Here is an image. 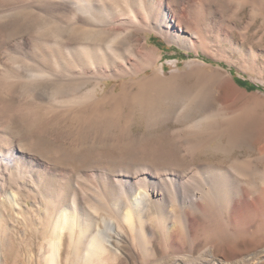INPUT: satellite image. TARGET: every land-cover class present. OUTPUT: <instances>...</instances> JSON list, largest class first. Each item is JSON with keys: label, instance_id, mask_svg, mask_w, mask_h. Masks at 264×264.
<instances>
[{"label": "rangeland", "instance_id": "1", "mask_svg": "<svg viewBox=\"0 0 264 264\" xmlns=\"http://www.w3.org/2000/svg\"><path fill=\"white\" fill-rule=\"evenodd\" d=\"M168 3L169 0H164L165 8L169 7ZM176 5L188 21V27L184 22L178 26L171 14L172 34H167L163 26L143 35L148 39L147 46L156 49L158 66L164 65L165 86L181 88L178 94L186 97L185 100L175 97L169 104L163 102L164 107L174 108L173 112H178L176 117L181 116V120L174 117L150 126L141 111L130 113L126 107L120 122L125 137L114 127L109 128L113 134L110 140L73 146L67 139L43 137L21 116H11L12 102L4 100L1 128L9 132L21 150L36 155L42 163L41 167L34 168L32 176L23 180L28 187L19 191V205H12L13 209L10 205L0 221V264H51V243L56 238L60 243L56 264H184L183 261L264 264V214L233 222L236 214L232 213L234 198L240 202L264 194V153L260 151L264 135H259L254 142L249 138L264 130V0H177ZM148 72L152 73V69ZM236 77L261 88L250 90L239 84ZM126 80L110 77L104 80L103 86L106 90L120 91ZM196 92L200 93L197 101L207 95L203 108H192L190 117L183 119L189 110L187 97ZM205 116H210L207 126L212 124L216 133L191 130L189 125ZM243 121L253 123L252 128L244 130L240 143L230 145L232 127ZM200 142L204 143L197 144ZM9 143L4 145L7 147ZM219 143L229 146L228 149L218 150ZM36 146L39 150L33 149ZM199 165H216L229 171L238 181L237 191L232 189L220 201L209 199L204 203L205 210H192L197 228L195 235L187 229L180 234L179 241L184 248L175 251L165 248L168 243L157 228L150 230L151 249L146 253L134 244L128 226L120 224L123 228L115 227L117 232L112 233L113 246H108V252L88 258L82 249L75 248L80 236L78 229L73 236L70 227H66L64 234L58 236L53 200H60L63 207H68L77 192L85 217L84 213L90 212V194L95 191L104 194L109 204L116 202L114 189L118 175L135 181L137 175L148 174L143 170L145 166L163 176L182 177ZM65 171L69 176L62 178L61 172ZM146 204L151 222L154 217L158 221L163 204L159 196L151 192ZM174 206L182 215V205L175 203ZM169 214L175 221L174 211ZM96 216L97 221L104 216L110 218L105 211Z\"/></svg>", "mask_w": 264, "mask_h": 264}, {"label": "bare ground", "instance_id": "2", "mask_svg": "<svg viewBox=\"0 0 264 264\" xmlns=\"http://www.w3.org/2000/svg\"><path fill=\"white\" fill-rule=\"evenodd\" d=\"M175 3L177 0H169V7L165 8L164 0H0V112L7 99L13 105L8 110L11 116H21L43 137L52 135L67 139L73 146L110 140L113 134L109 128L114 127L125 137L120 122L126 107L130 108V113L141 111L150 126L176 117L178 112L164 107L163 102L169 104L175 97L184 100L186 97L178 94L181 88L165 86L164 65L158 66L156 49L147 46L148 39L143 35L163 26L167 34H172L169 29L171 14L178 26L184 22L188 27V21ZM15 34L18 36L13 37ZM110 77L127 78V84L120 91L106 90L104 80ZM199 94L190 93L187 97L189 110L183 119L190 117L192 108H203L207 95L197 101ZM180 117H176L178 121ZM208 120L210 116H205L189 126L195 132L216 133L212 124L207 126ZM1 126L0 221L10 205L11 208L19 205V191L28 187L23 180L32 176L34 168L41 167L42 163L36 155L21 150ZM252 126L253 123L243 121L232 127L230 145L240 143L244 130ZM259 132L249 138L254 142L259 135H264V130ZM5 143L9 145L6 147ZM38 147L32 148L39 150ZM228 147L216 148L223 152ZM192 148L196 149L195 145ZM260 151L264 153V145ZM143 168L148 174L137 175L135 181L125 180L120 175L116 177V202L113 204L104 199V194L93 191L94 194H90L92 200L88 197L90 212L84 213L85 217L77 192L72 195L68 207H63L60 200H53L58 236L66 227H70L73 236L78 229L80 236L73 243L89 258L108 252V246L113 244L112 233L117 232L116 226H128L134 244L146 253L151 249L150 230L159 228L168 243L165 248L175 251L184 248L179 241L184 230L195 235L197 225L192 210H205L204 203L207 204L209 199L220 201L232 189L237 191V180L229 171L216 165H199L194 172L190 170L182 177L163 176L150 171L149 167ZM67 172H61L60 176L68 177ZM151 192L163 203L159 220L155 221L153 216V222L146 206ZM175 203L182 205V215L175 211ZM172 210L175 221L169 214ZM101 211L110 218L104 216L97 221L96 215ZM261 212L264 214V194L240 202L237 198L232 201V213L236 214L233 222L248 221L252 215ZM51 246L50 263L56 264L60 253L57 238ZM200 264L213 263L202 261Z\"/></svg>", "mask_w": 264, "mask_h": 264}, {"label": "trees", "instance_id": "3", "mask_svg": "<svg viewBox=\"0 0 264 264\" xmlns=\"http://www.w3.org/2000/svg\"><path fill=\"white\" fill-rule=\"evenodd\" d=\"M236 80L239 84L245 86L246 88L250 89V90H254V89H259L261 88L260 86H257L256 84L250 82V81H247V80H244L242 78H239V77H236Z\"/></svg>", "mask_w": 264, "mask_h": 264}]
</instances>
